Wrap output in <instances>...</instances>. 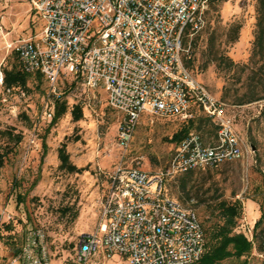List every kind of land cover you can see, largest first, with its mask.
I'll return each mask as SVG.
<instances>
[{
  "label": "rangeland",
  "instance_id": "1",
  "mask_svg": "<svg viewBox=\"0 0 264 264\" xmlns=\"http://www.w3.org/2000/svg\"><path fill=\"white\" fill-rule=\"evenodd\" d=\"M256 10L257 0H211L204 27L183 42L193 77L216 98L244 111L236 127L243 141L241 159L176 173L166 181L167 195L196 212L208 243L211 232L224 223L222 202L242 204L233 231L249 239L264 212V66L254 49ZM40 32L30 0H0L4 76L22 70L6 44ZM25 76L24 86H0V264H12L31 227L44 230L51 264H76L81 236L93 233L99 222L104 188L100 172L112 173L119 164L165 170L185 140L174 142V135L190 131L189 136L198 135L205 145L217 138L205 115L194 111L186 120L143 118L123 148L117 143L122 116L107 105L103 89L87 90L81 79L68 75L60 78L54 94L41 75ZM49 109L51 119L45 116ZM90 264L129 263L115 256L105 262L94 258ZM219 264H264V253L254 250L246 262L230 258Z\"/></svg>",
  "mask_w": 264,
  "mask_h": 264
},
{
  "label": "built area",
  "instance_id": "2",
  "mask_svg": "<svg viewBox=\"0 0 264 264\" xmlns=\"http://www.w3.org/2000/svg\"><path fill=\"white\" fill-rule=\"evenodd\" d=\"M30 1L41 32L8 42L7 51L17 55L23 72L40 74L54 94L68 75L87 90L103 89L107 105L122 116L120 147L128 146L145 117L186 120L201 111L218 130L212 145L198 135L186 138L165 170L119 164L112 173L100 172L99 222L81 236L75 263L117 256L129 264H198L206 252L204 227L194 210L167 195L166 181L244 155L235 114L242 107L216 98L185 65L191 56L184 39L204 27L211 0ZM4 81L0 64V86ZM45 116L52 118L51 109ZM51 263L44 230L31 227L12 264Z\"/></svg>",
  "mask_w": 264,
  "mask_h": 264
},
{
  "label": "trees",
  "instance_id": "3",
  "mask_svg": "<svg viewBox=\"0 0 264 264\" xmlns=\"http://www.w3.org/2000/svg\"><path fill=\"white\" fill-rule=\"evenodd\" d=\"M212 1H227V0H212ZM257 32L254 41V49L257 51L256 56L261 60V63L264 66V0H257ZM241 28H236V37L238 36L239 30ZM236 39V38H235ZM187 64L190 63V60L186 61ZM185 64V65H187ZM27 73L21 71L8 72L5 74L4 83L8 87H18L24 86L27 82L26 75ZM40 75V74H39ZM211 125L213 123L208 118H205ZM192 124L194 121H190ZM214 126V125H213ZM215 130H217V127ZM200 128V126H199ZM190 131L180 132V134L174 135L173 141L180 142L183 139L189 137ZM64 159H66L64 157ZM4 157L0 156V169L3 167ZM193 173L187 172V174ZM222 213L224 215V223L221 226H218L211 232L210 242L207 241L206 234V252L201 261L198 264H219L220 262L234 258L243 260L246 262V258L255 250L258 253H264V212L262 211L261 217L255 223L253 239L250 240L246 235L242 233H235L233 227H235L237 221L241 218L243 208L242 204L239 201L234 203H221ZM261 229L260 233H257ZM22 242L19 251L24 245ZM19 251L16 253L18 254Z\"/></svg>",
  "mask_w": 264,
  "mask_h": 264
},
{
  "label": "crops",
  "instance_id": "4",
  "mask_svg": "<svg viewBox=\"0 0 264 264\" xmlns=\"http://www.w3.org/2000/svg\"><path fill=\"white\" fill-rule=\"evenodd\" d=\"M242 107V106H241ZM242 108H240V109H237L236 110V112H235V114H236V127L238 126L237 125V120L239 119H243V116H242V114L244 113V111L243 110H241ZM256 208V204L254 203V202H252V205H251V209L253 210V209H255ZM259 212L257 213V215H256V218L258 219V217H259Z\"/></svg>",
  "mask_w": 264,
  "mask_h": 264
}]
</instances>
